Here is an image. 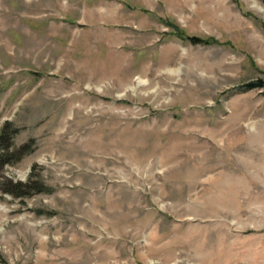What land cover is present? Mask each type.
<instances>
[{
  "label": "rangeland",
  "instance_id": "obj_1",
  "mask_svg": "<svg viewBox=\"0 0 264 264\" xmlns=\"http://www.w3.org/2000/svg\"><path fill=\"white\" fill-rule=\"evenodd\" d=\"M260 80L264 0H0V256L264 264Z\"/></svg>",
  "mask_w": 264,
  "mask_h": 264
},
{
  "label": "trees",
  "instance_id": "obj_2",
  "mask_svg": "<svg viewBox=\"0 0 264 264\" xmlns=\"http://www.w3.org/2000/svg\"><path fill=\"white\" fill-rule=\"evenodd\" d=\"M168 28H170L173 35L177 38L186 40L194 45L208 44L212 41L209 38L189 36L178 26L172 23L168 24ZM256 87L264 88V81L260 80L257 82ZM17 131L18 130L13 128L9 122H6L0 130V184L3 186L2 191L4 193L17 198H27L32 195V191L40 193L46 191V188H43V184L39 182L34 183L31 179L26 183L13 182L12 180L4 178L1 174L3 168L7 165L13 164L14 157L20 155L26 147L22 146L17 150L12 148V140ZM0 264H6L1 256Z\"/></svg>",
  "mask_w": 264,
  "mask_h": 264
}]
</instances>
